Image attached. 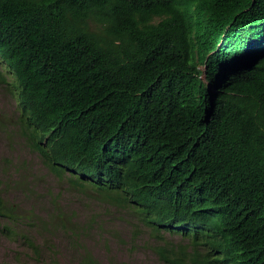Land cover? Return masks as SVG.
<instances>
[{"label":"trees","instance_id":"obj_1","mask_svg":"<svg viewBox=\"0 0 264 264\" xmlns=\"http://www.w3.org/2000/svg\"><path fill=\"white\" fill-rule=\"evenodd\" d=\"M0 62L16 134L70 196L164 264H264V0H0ZM51 205L44 231L100 264L74 237L101 218Z\"/></svg>","mask_w":264,"mask_h":264},{"label":"rangeland","instance_id":"obj_2","mask_svg":"<svg viewBox=\"0 0 264 264\" xmlns=\"http://www.w3.org/2000/svg\"><path fill=\"white\" fill-rule=\"evenodd\" d=\"M0 69L13 82L1 62ZM11 91L9 85L0 83V198L12 213V218H0V264H81V259L64 244L65 238L74 236L72 232L58 229L50 237L41 227L42 218L49 222L56 216L51 209L53 198L58 199L61 213L73 218L65 219V223L75 225L74 221L86 216L82 206L92 210L88 216L101 218L102 227L95 226L91 232L74 237L88 246L100 264H164L151 250L155 240L146 233L133 238L127 217L120 221L114 208L107 209L108 214L97 202L90 203L82 195L70 196L69 177L50 173L39 155L27 150L26 140L15 132L20 115ZM163 232L167 242L181 241L178 233ZM28 241L41 250V261Z\"/></svg>","mask_w":264,"mask_h":264},{"label":"clouds","instance_id":"obj_3","mask_svg":"<svg viewBox=\"0 0 264 264\" xmlns=\"http://www.w3.org/2000/svg\"><path fill=\"white\" fill-rule=\"evenodd\" d=\"M20 118H21V114H20ZM60 175H67L68 177H70V174H68V173H66V174H60ZM69 179H70V178H69ZM64 216L69 217V216H67V215H64ZM69 218H71V217H69ZM71 219H73V218H71ZM71 219H70V220H71ZM73 221H74V220H73ZM78 221H79V220L74 221V222H75V225L79 224Z\"/></svg>","mask_w":264,"mask_h":264}]
</instances>
